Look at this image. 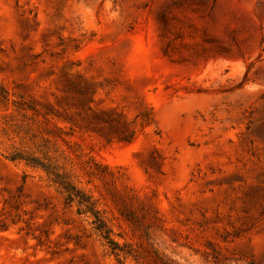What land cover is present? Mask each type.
Returning a JSON list of instances; mask_svg holds the SVG:
<instances>
[{
	"label": "rangeland",
	"instance_id": "374dc122",
	"mask_svg": "<svg viewBox=\"0 0 264 264\" xmlns=\"http://www.w3.org/2000/svg\"><path fill=\"white\" fill-rule=\"evenodd\" d=\"M264 264V0H0V264Z\"/></svg>",
	"mask_w": 264,
	"mask_h": 264
},
{
	"label": "trees",
	"instance_id": "16d2710c",
	"mask_svg": "<svg viewBox=\"0 0 264 264\" xmlns=\"http://www.w3.org/2000/svg\"><path fill=\"white\" fill-rule=\"evenodd\" d=\"M44 169L48 174L52 175V180L56 183L62 191L66 193V198L70 201H77L85 212H91L95 216V222L97 229L102 233L103 237L107 239L111 244L112 253L117 258L119 264H180L174 259L161 254L156 249H147L144 253L134 251L128 244L121 245L114 241L111 237L112 230L104 223V220L100 217L99 211L92 202L76 185L71 181L69 177L64 176L62 173L56 170L48 169L44 166ZM2 228H6L5 223H0ZM249 264H256L251 261Z\"/></svg>",
	"mask_w": 264,
	"mask_h": 264
}]
</instances>
